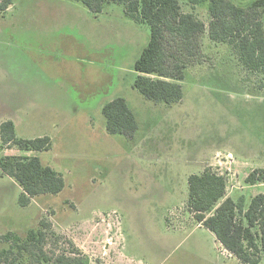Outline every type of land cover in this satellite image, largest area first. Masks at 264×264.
I'll list each match as a JSON object with an SVG mask.
<instances>
[{
    "label": "rangeland",
    "instance_id": "rangeland-1",
    "mask_svg": "<svg viewBox=\"0 0 264 264\" xmlns=\"http://www.w3.org/2000/svg\"><path fill=\"white\" fill-rule=\"evenodd\" d=\"M179 2L207 26L206 1ZM149 36L119 4L96 15L74 0L0 9V124L12 121L20 139L50 138L46 151L0 141V156H38L65 183L21 206L20 186L0 177V234L24 237L47 221L58 235L50 255L74 248L87 264H242L194 219L187 178L208 167L226 177L225 196L247 204L264 194L244 181L264 167L262 76L206 32L181 101L153 103L133 86ZM116 97L135 116L132 136L106 132L102 107Z\"/></svg>",
    "mask_w": 264,
    "mask_h": 264
},
{
    "label": "trees",
    "instance_id": "trees-1",
    "mask_svg": "<svg viewBox=\"0 0 264 264\" xmlns=\"http://www.w3.org/2000/svg\"><path fill=\"white\" fill-rule=\"evenodd\" d=\"M94 15L106 5L123 6L124 13L136 23L149 26L150 36L134 63V88L153 103L172 105L181 101L187 69L202 49L200 38L207 32L213 43L227 44L246 71L261 74L264 82V0H188L191 5L207 2L209 21L193 12H184L179 0H74ZM12 0H2L5 10ZM105 129L110 134L132 136L137 121L126 100L116 97L104 104ZM1 146H17L25 152L46 151L48 136L35 139L16 137L14 123L0 124ZM13 179L21 188L19 204L26 206L32 197L57 194L64 188L62 175L38 156H0V177ZM245 183L264 184V167L251 170ZM187 207L194 219L208 229L242 264H259L264 259V194L253 195L246 204L226 193V177L206 167L187 178ZM50 223L41 221L24 237L13 231L0 234V264H87L72 249L50 255L48 236H58Z\"/></svg>",
    "mask_w": 264,
    "mask_h": 264
},
{
    "label": "built area",
    "instance_id": "built-area-1",
    "mask_svg": "<svg viewBox=\"0 0 264 264\" xmlns=\"http://www.w3.org/2000/svg\"><path fill=\"white\" fill-rule=\"evenodd\" d=\"M229 156V155H228Z\"/></svg>",
    "mask_w": 264,
    "mask_h": 264
}]
</instances>
